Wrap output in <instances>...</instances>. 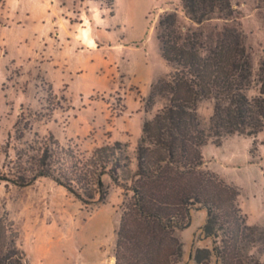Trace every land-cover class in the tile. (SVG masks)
<instances>
[{"label":"rangeland","instance_id":"1","mask_svg":"<svg viewBox=\"0 0 264 264\" xmlns=\"http://www.w3.org/2000/svg\"><path fill=\"white\" fill-rule=\"evenodd\" d=\"M233 3L252 54V98L262 91L264 3ZM83 10L79 17L76 12ZM170 11L192 25L181 0H115L113 9L98 0H0V173L15 172L21 150L53 136L87 156L104 145L125 144L130 162L119 177L131 183L143 123L166 103L163 97L150 101V95L157 80L173 71L157 39L159 19ZM213 108V100L199 104L207 125ZM203 155L205 169L240 190L242 214L257 229L246 255L264 264V129L227 136L221 146L209 143ZM103 179L108 196L92 205L48 177L31 186L0 182V219L19 232L26 264H115L132 192L126 196L108 174ZM206 218L205 210H194L191 225L178 230L179 264H198L199 251L205 263L220 264L211 256L213 239L200 229Z\"/></svg>","mask_w":264,"mask_h":264},{"label":"trees","instance_id":"2","mask_svg":"<svg viewBox=\"0 0 264 264\" xmlns=\"http://www.w3.org/2000/svg\"><path fill=\"white\" fill-rule=\"evenodd\" d=\"M100 1L114 8L115 0ZM181 4L192 25L182 23L176 11L163 14L157 25L162 56L173 71L152 87L150 101L163 97L166 103L143 123L131 183L119 177L130 162L125 144L104 145L87 156L53 136L21 150V165L13 173H0V182L31 186L48 177L92 205L106 200L103 176L110 175L126 196L132 192L120 221L115 264H179L183 243L177 232L191 225L194 210L207 213L200 229L213 239L211 256L220 264H256L246 249L257 229L242 214L240 190L204 168L203 149L209 143L221 146L230 135H256L264 129V61L261 94L251 98L252 54L233 0ZM203 100L214 102L208 125L198 110ZM18 238L13 223L0 219V264H26ZM200 252L197 263L210 264Z\"/></svg>","mask_w":264,"mask_h":264},{"label":"crops","instance_id":"3","mask_svg":"<svg viewBox=\"0 0 264 264\" xmlns=\"http://www.w3.org/2000/svg\"><path fill=\"white\" fill-rule=\"evenodd\" d=\"M99 2H100V4H101V6H105L100 0H98ZM52 2H54V1H52ZM83 2V1H82ZM84 3V2H83ZM87 1L85 2V5H87ZM85 5L82 7V9L84 8V9H86V7H85ZM66 6V4H65V2H63V4H62V7H65ZM106 7V6H105ZM108 8V7H107ZM67 9V11L70 13V14H72L71 13V10L69 9V8H66ZM84 10L83 11H78V12H76L77 13V15L79 14V17H80V15H83L84 13ZM74 14H75V11L73 12ZM77 19H78V16H77ZM77 19H75L76 21H77ZM72 20V22H73V19H71Z\"/></svg>","mask_w":264,"mask_h":264}]
</instances>
